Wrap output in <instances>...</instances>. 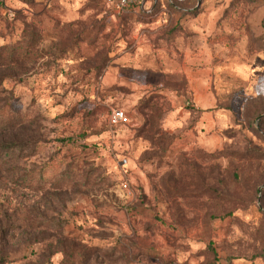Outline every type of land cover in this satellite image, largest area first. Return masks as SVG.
<instances>
[{
  "label": "rangeland",
  "instance_id": "374dc122",
  "mask_svg": "<svg viewBox=\"0 0 264 264\" xmlns=\"http://www.w3.org/2000/svg\"><path fill=\"white\" fill-rule=\"evenodd\" d=\"M146 3L138 29L103 0L0 9V46L34 22L44 49L0 68L1 264H213L209 243L264 264V0ZM69 24L83 43L61 56ZM149 97L160 134L141 132ZM118 108L130 121L112 129Z\"/></svg>",
  "mask_w": 264,
  "mask_h": 264
},
{
  "label": "trees",
  "instance_id": "16d2710c",
  "mask_svg": "<svg viewBox=\"0 0 264 264\" xmlns=\"http://www.w3.org/2000/svg\"><path fill=\"white\" fill-rule=\"evenodd\" d=\"M43 1L44 0H19V2L23 5L22 6L23 10L19 9L16 11V10H12V9L8 8L7 7V0H4V1L0 2V9L3 8L5 10V12L3 13L4 17L13 21V20H16L18 18L20 13H22L24 16L27 17L28 13L26 12V10H29L31 5L39 4V3H42ZM103 2L105 4L106 8L108 10H111L107 5L106 0H103ZM142 4H139L135 7H133L132 9L133 10H143L144 5L142 6ZM168 4L170 6V4H174V3H173V1L172 2L168 1ZM8 11L14 12V18L9 17ZM179 13H180L179 15H181L180 17L182 19L184 18V16H186L185 12H179ZM152 14H153V16L157 15V13H155V12H152ZM163 15L166 16V14H163ZM126 16L127 15H125L124 17H126ZM124 17H122L121 20H125ZM75 25L76 24H69L67 26H64L62 29V32L59 33V34L66 33L64 35V36H66V38L64 39V42H63V44H66V45L63 46L58 51L59 54L61 53V56L63 54L69 53V50L71 49V47L75 46L77 43H79V44L83 43L81 41V37L83 35V32L76 30ZM77 28H79V27H77ZM40 40H41L40 35H39L37 29L35 28L34 22L29 23V24H25L22 36L14 44H6V45L0 46V68H3V67L5 68V67L11 66V65H15V66H18L19 68H23L24 62L35 61V59L39 58L41 56V54L44 53V49L43 50L37 49V47L39 46L38 44H39ZM106 56H107V53L106 54L103 53V55L101 56L100 62L106 63V61H107ZM102 67H104V65L99 66L97 68L100 69ZM184 79H186V78L184 77L183 80ZM151 100H154V98L153 97L146 98L144 101H142L140 103V109L143 111L144 119H145V126H144L143 130L142 131L140 130V131L142 133L143 132L144 133L154 132V134H160V132H162V128H156L155 130H154V127L151 128V125H153L156 122V117L153 115L150 116L149 112H151V113L156 112L157 113L160 110L158 103L157 102L153 103ZM0 113H2V114H0V117L4 115V117L0 118V128H6V126H8L10 123V117H8V115H6L7 112L3 109L0 110ZM158 119H160V116L158 117ZM258 123L259 124L264 123V116L258 117ZM120 126H122V125H120ZM149 126H150V128H149ZM147 139H148V142L150 141V143L152 145L154 144V142H153L154 139L151 136H147ZM163 143H165V140L163 141ZM7 148H8V145L5 146V144L0 143V153H2V154L4 153V156H1V157H4V158L10 157V148H8V150H6ZM44 173H45L44 169L31 172V174L24 179L25 185H27V186L39 185V183L43 182V179L45 178ZM33 187H35V186H33ZM207 252H209L213 256V259H214L213 264H232L233 263V260L228 259V258L224 259V261L222 262V260L219 259L218 253L215 250V248L213 247L212 243H209V245L207 246ZM0 256H1V253H0ZM0 264H1V261H0Z\"/></svg>",
  "mask_w": 264,
  "mask_h": 264
},
{
  "label": "built area",
  "instance_id": "2783aa9c",
  "mask_svg": "<svg viewBox=\"0 0 264 264\" xmlns=\"http://www.w3.org/2000/svg\"><path fill=\"white\" fill-rule=\"evenodd\" d=\"M2 1L4 0H0V2ZM143 2L144 0H106V3L113 12L114 16L125 15L129 13L133 7L142 4ZM8 15L10 18H14V12L8 11ZM129 121L130 118L121 109H112L108 117V124L109 127L112 129H115L120 125L128 124ZM123 163L125 164L127 163V161L124 159ZM120 188L126 191L129 195H131L127 184L122 183L120 185Z\"/></svg>",
  "mask_w": 264,
  "mask_h": 264
},
{
  "label": "crops",
  "instance_id": "0c3cea01",
  "mask_svg": "<svg viewBox=\"0 0 264 264\" xmlns=\"http://www.w3.org/2000/svg\"><path fill=\"white\" fill-rule=\"evenodd\" d=\"M148 3V2H147ZM146 3V0H144V2H143V4H142V6L144 5V7L146 6L145 4H147ZM152 9L151 10H145L144 12H145V14L146 15H151V18H153V17H156L157 15H154L153 16V14H152ZM138 10H132V11H130L129 12V15H127L126 17H124V19H127V20H136V23H135V28L136 29H138V26L140 27L141 25H143V24H141V23H137L138 21V16H137V14H138ZM165 14V13H164ZM110 19H112L114 22H117V21H122L121 19H122V17H116V16H114V15H112L111 16V18ZM159 22L160 23H163V24H165L166 25V16H164V17H161V19H159ZM141 37H142V34H141ZM143 37H144V35H143ZM138 38V37H137ZM138 40V39H137ZM137 44L139 45L140 44V42H137ZM186 60H187V57H186ZM186 60H185V62H184V64H183V71H184V73L187 75V76H189V70H191L190 69V67H189V70H188V65L186 64Z\"/></svg>",
  "mask_w": 264,
  "mask_h": 264
}]
</instances>
